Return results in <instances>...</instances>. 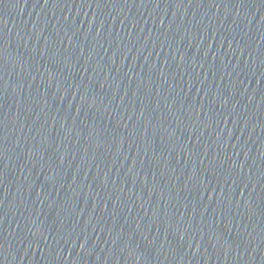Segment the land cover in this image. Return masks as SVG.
Wrapping results in <instances>:
<instances>
[{
    "label": "water",
    "instance_id": "water-1",
    "mask_svg": "<svg viewBox=\"0 0 264 264\" xmlns=\"http://www.w3.org/2000/svg\"><path fill=\"white\" fill-rule=\"evenodd\" d=\"M0 264H264V0H0Z\"/></svg>",
    "mask_w": 264,
    "mask_h": 264
}]
</instances>
